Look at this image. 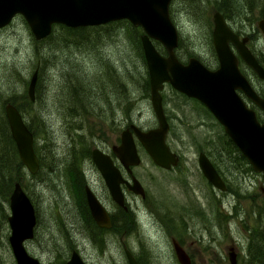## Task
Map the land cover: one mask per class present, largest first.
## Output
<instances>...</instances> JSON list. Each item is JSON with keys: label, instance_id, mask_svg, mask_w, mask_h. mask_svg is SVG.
Segmentation results:
<instances>
[{"label": "rangeland", "instance_id": "374dc122", "mask_svg": "<svg viewBox=\"0 0 264 264\" xmlns=\"http://www.w3.org/2000/svg\"><path fill=\"white\" fill-rule=\"evenodd\" d=\"M260 9L258 0H172L168 14L177 34L176 58L185 62L194 57L213 67L209 38L215 11H222L234 31L250 38L248 49L255 57H264V36L255 26L263 20ZM141 34L119 21L70 35L54 27L50 38L35 41L18 15L0 29V115L4 118L7 103L21 109L38 160L34 175L20 170V187L35 216L33 237L23 248L42 264H64L71 251L84 264H127L123 247L138 264H178L174 240L191 264H228L229 247L234 248L235 264H249L251 232L264 231V180L232 150L222 128L196 101L163 85L165 141L178 163L169 171L157 168L133 138L140 162L131 174L144 197L122 186L125 212L110 200L90 161L95 148L121 169L110 151L118 145L120 132L129 125L143 131L156 126L144 86L146 67L136 46ZM152 44L164 54L158 43ZM34 71L38 80L29 102L26 86ZM242 72L254 91L264 94V84L245 68ZM244 101L263 123L262 113ZM199 153L215 163L223 192L200 174ZM84 186L109 215L119 213L115 231L95 232L91 238V227L82 218ZM1 214L7 217V204ZM5 219L0 218V264H15Z\"/></svg>", "mask_w": 264, "mask_h": 264}, {"label": "water", "instance_id": "95a60500", "mask_svg": "<svg viewBox=\"0 0 264 264\" xmlns=\"http://www.w3.org/2000/svg\"><path fill=\"white\" fill-rule=\"evenodd\" d=\"M170 2L171 0H0V29L18 15L25 22L33 39L41 41L50 35L52 27L56 25L76 29L127 21L142 32L139 43L147 72L149 103L156 126L143 131L130 125L120 132L118 145L112 146L110 151L124 173L130 175V168L138 166L140 162L133 138L157 168L169 171L178 163L177 156L170 151L165 141L168 124L160 92L163 85L167 84L175 92L200 103L222 128L251 170L260 174L264 180V122H258L254 111L246 107L236 91L259 109L263 118L264 98L255 94L238 71L233 51L261 81H264V70L246 47L247 38L239 39L218 12L211 15V45L217 68L208 71L194 58L188 59L185 64L180 63L174 54L177 34L168 15ZM255 26L264 36V20L257 21ZM152 41L161 46L163 55L156 51ZM36 79L37 73L34 71L26 86L29 102L34 100ZM3 114L19 162L28 174L34 175L38 170V160L33 152L32 134L14 106L5 104ZM89 158L110 200L117 208L125 209L122 186L127 192L144 197L143 189L136 179L131 176L130 184L126 182L109 155L94 148L89 152ZM196 162L207 183L213 189L223 192V182L206 156L199 153ZM83 196L95 225L101 229H110L104 207L87 186L83 188ZM7 207V243L14 263L40 264L28 256L23 248V243L32 238L35 218L33 207L18 183L13 184ZM172 247L178 264H191L181 247L174 242ZM227 251L228 264H235L234 250L229 247ZM123 254L127 264H137L126 249H123ZM65 264L84 263L75 252H71Z\"/></svg>", "mask_w": 264, "mask_h": 264}, {"label": "trees", "instance_id": "16d2710c", "mask_svg": "<svg viewBox=\"0 0 264 264\" xmlns=\"http://www.w3.org/2000/svg\"><path fill=\"white\" fill-rule=\"evenodd\" d=\"M258 2H259V5L261 7L260 12H259L260 19L264 20V0H258ZM240 6L242 7V9H245L246 5H245L244 1H243V4L240 3ZM221 13H222L224 20L227 22V18L225 17V15L223 14L222 11H221ZM116 22H119V21H116ZM124 22L126 23L127 21H124ZM113 23L114 22H111V23H108L107 25H112ZM54 27H58L63 32H65L66 35H70L73 33H81L82 31L92 30V29L98 28V26H96V27L68 29V28H65V27L60 26V25L53 26L52 28H54ZM48 38H50V36ZM136 46H137V48H140L139 47L140 46L139 37H138V39H136ZM141 61L143 62V60H141ZM37 80L38 79H36L35 87L37 85ZM144 86H145V89L147 90L148 89V81L147 80L144 81ZM12 104L13 103H10V105H12ZM12 106H14V105H12ZM15 109L20 114V116H21L26 128L28 129V131L32 134V132L30 131V129L28 127V124L24 121V119H25L24 113H22L20 111L21 110L20 108H19L20 110L17 109L16 107H15ZM32 138H33V134H32ZM227 141H228V144L231 146L232 150L236 153L237 152L236 148L231 144V142L229 140H227ZM34 145L35 144L33 143V146ZM33 152L35 153V151H33ZM35 156H36V154H35ZM241 158H242V156H240V159ZM210 163L213 166L216 173L220 176L219 170L214 165L215 163H213V162H210ZM22 167L23 166L19 162L18 157L16 155V151H15L13 141L11 140V138L9 136L8 127H7L5 117L3 118L0 115V208L1 209L3 208L4 205L8 204V197H9L10 192L12 190L13 184L18 183L20 185V170L22 169ZM83 204H84V208H86L84 200H83ZM0 218H1V220H4L6 218L5 214H1ZM118 224H119V221H117L115 218H112L111 228H110V230H107V231H111V232L115 231L117 229ZM262 227H263V225H262ZM96 230H97V232L106 231V230H99V229H96ZM251 235L252 236L249 239L248 248L246 249L247 254L250 255V257L249 256L246 257L247 258L246 260L249 264H263V262H264V231H261V230L259 232L252 231Z\"/></svg>", "mask_w": 264, "mask_h": 264}, {"label": "flooded vegetation", "instance_id": "af4514ba", "mask_svg": "<svg viewBox=\"0 0 264 264\" xmlns=\"http://www.w3.org/2000/svg\"><path fill=\"white\" fill-rule=\"evenodd\" d=\"M172 1V0H171ZM168 9H169V7H168ZM215 12H217V11H215ZM214 13V12H213ZM219 13V12H218ZM220 14V13H219ZM169 15V14H168ZM221 15V14H220ZM222 16V15H221ZM222 18H223V16H222ZM223 20H224V18H223ZM122 21H124V20H122ZM224 22L226 23V25L228 26V28H230V30L235 34V35H237L238 36V38L240 39V38H242V37H246L247 38V42H246V47L248 48V43H249V40H250V38L248 37V36H246V35H242L241 33H237L236 31H234L229 25H228V23L224 20ZM4 28V27H3ZM210 47H211V49H212V59H213V67L212 68H208L205 64H203V63H201V62H199L205 69H207L208 71H213V70H215L216 68H217V60H216V56H215V54H214V51H213V48H212V45H211V33H210ZM177 47V46H176ZM230 49H231V46H230ZM232 51H233V49H232ZM250 51V50H249ZM251 52V51H250ZM175 54V53H174ZM233 54H234V56L236 57V59H237V68H238V71L240 72V74L247 80V78L245 77V75L243 74V72H242V70L245 68L246 70H248L254 77H255V79L258 81V82H261V83H263L264 84V81H261V80H259V79H257V77H256V75L248 68V67H246L243 63H242V61L239 59V57L235 54V52L233 51ZM251 54H252V56L254 57V59L256 60V62H257V64L264 70V57H255L254 55H253V53L251 52ZM176 57V56H175ZM190 58H194V57H189V58H187L186 59V61L185 62H181V61H179L177 58V60L180 62V63H182V64H185L186 62H187V60L188 59H190ZM194 59H196V58H194ZM196 60H198V59H196ZM249 83V82H248ZM251 86V85H250ZM252 88V87H251ZM253 89V88H252ZM174 91V90H173ZM253 91H254V89H253ZM175 92V91H174ZM255 92V91H254ZM175 93H177V92H175ZM236 93L238 94V96H239V98L244 102V104L246 105V107L247 108H249L248 107V104L244 101V100H247L240 92H238V91H236ZM179 96H182V97H184L185 99H188V100H193V99H189V98H187V97H185L184 95H182V94H179V93H177ZM255 94L259 97V98H264V94L262 93H257V92H255ZM195 101V100H194ZM248 101V100H247ZM197 102V101H196ZM248 102H250V101H248ZM198 103V102H197ZM198 104H200V103H198ZM250 104H252L251 102H250ZM201 105V104H200ZM202 106V105H201ZM252 106H254L253 104H252ZM203 107V106H202ZM255 107V106H254ZM204 108V107H203ZM205 109V108H204ZM249 109H251V108H249ZM206 110V109H205ZM259 110V109H258ZM207 111V110H206ZM254 111V110H253ZM254 113H255V111H254ZM255 116H256V113H255ZM256 119H257V117H256ZM130 126V125H129ZM134 126V125H133ZM126 128H128V126L126 127ZM126 128H124V129H126ZM207 158V157H206ZM208 159V158H207ZM209 160V159H208ZM171 170V169H170ZM120 171H121V173L123 172L124 173V171L122 170V169H120ZM163 171H165V170H163ZM122 173V174H123ZM125 174V173H124ZM125 175H127L128 176V178H130L131 176H132V174H131V168H130V175H128V174H125ZM84 188V187H83ZM123 212H125L126 211V208L125 209H122V208H120ZM82 211H83V215H82V218L83 219H85L86 220V222H87V224L91 227V232H90V235H91V238L93 239V236H94V234H95V232H97V230L96 229H99V230H110V229H101V228H98L96 225H95V223L93 222V220L91 219V216H90V214H89V211H88V208L86 207V208H82ZM106 211V210H105ZM33 212H34V210H33ZM107 213V212H106ZM118 214L119 213H117V212H115V214H111V215H109L108 213H107V216H108V218H109V222H110V225H111V221H112V218H115L117 221H119L118 219H119V217H118ZM7 218V217H6ZM34 218H35V216H34ZM5 221H6V219H5ZM35 225V224H34ZM111 228V227H110ZM0 229H1V226H0ZM32 237H33V229H32ZM32 239V238H31ZM30 239V240H31ZM174 241V240H173ZM173 241H171V243L173 242ZM123 249H126L125 247H123L122 248V251H123ZM233 250H234V248H232ZM127 250V249H126ZM128 251V250H127ZM71 252H75V251H71ZM70 252V253H71ZM76 253V252H75ZM130 253V252H129ZM77 254V253H76ZM78 255V254H77ZM70 256V255H69ZM131 256H132V254H131ZM31 257V256H30ZM78 257H79V255H78ZM133 257V256H132ZM188 257V256H187ZM31 258H34V257H31ZM69 258V257H68ZM67 258V259H68ZM80 258V257H79ZM34 259H36V258H34ZM81 259V258H80ZM133 259L135 260V262L137 263V260L133 257ZM37 260V259H36ZM38 261V263H40V264H42L39 260H37ZM82 261V260H81ZM189 261H190V259H189ZM66 262V261H65ZM65 262H64V264H65ZM83 262V261H82ZM84 263V262H83ZM138 264V263H137Z\"/></svg>", "mask_w": 264, "mask_h": 264}]
</instances>
